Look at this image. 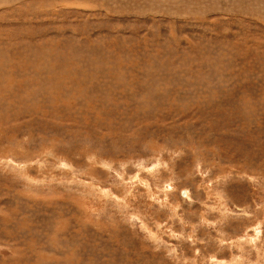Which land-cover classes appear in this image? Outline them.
Masks as SVG:
<instances>
[{"label":"rangeland","instance_id":"374dc122","mask_svg":"<svg viewBox=\"0 0 264 264\" xmlns=\"http://www.w3.org/2000/svg\"><path fill=\"white\" fill-rule=\"evenodd\" d=\"M0 264H264V0H0Z\"/></svg>","mask_w":264,"mask_h":264},{"label":"bare ground","instance_id":"6f19581e","mask_svg":"<svg viewBox=\"0 0 264 264\" xmlns=\"http://www.w3.org/2000/svg\"><path fill=\"white\" fill-rule=\"evenodd\" d=\"M181 193H182L183 196L185 195V191L184 190H182Z\"/></svg>","mask_w":264,"mask_h":264}]
</instances>
